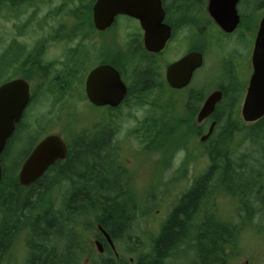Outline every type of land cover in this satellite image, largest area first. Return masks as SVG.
I'll return each mask as SVG.
<instances>
[{
    "label": "flooded vegetation",
    "instance_id": "1",
    "mask_svg": "<svg viewBox=\"0 0 264 264\" xmlns=\"http://www.w3.org/2000/svg\"><path fill=\"white\" fill-rule=\"evenodd\" d=\"M200 1L202 4L200 9H198V6L181 0L179 2L161 0L164 10L163 23L169 27L170 33L164 47L157 53L150 52L145 48L144 32L138 20L127 15H118L114 18L111 26L106 30L98 31L93 28L94 32L91 37H98L99 40L97 42L92 44L80 42L79 45H76L69 51L63 50L64 56L67 58V60L64 61L48 60L46 58V53H43L42 56H44L45 59L30 61V64L39 66V68L32 70L33 72H37L39 74L38 76L27 78L18 76L13 78L25 79V82L29 86V100L23 110L20 121L15 125L12 136L7 141L5 149L7 148L9 151L11 147L21 144L26 138H32L34 141L32 146L25 153L23 161H21L17 167L14 175L17 178V183L22 165L34 148L44 138L50 135H57L64 141L66 146L65 158L53 163L41 178L28 187H22L18 184L24 190L30 189L33 191L35 184L45 178L46 184L41 183L38 189L40 190V194L50 196L48 207L47 205L45 206L47 210L51 212L56 206L59 210H65L69 196L75 191H79V179L73 175L69 176L68 174H62L59 168L63 167L67 160L73 158V154L75 155L74 152H76L79 147L92 145L98 141L101 142V139L102 142L98 147V158L104 161L109 170L113 173L111 177L107 178L117 180L120 203L123 204V206L126 205V207L132 206L131 201L124 198L123 189L133 191L132 189L135 188L134 178L136 176L134 170L136 168L134 166V159L137 155L128 145L131 137V130L129 128H124L122 124H118V119L113 116L118 117V113L121 114L123 110H129L130 107L134 105V102L140 99L142 101L140 103L147 104L148 102L142 99L140 95H159L160 98L158 99L160 102L158 107H143L142 110L138 111L141 115L139 119H137L135 127L138 131H141V134L137 135L134 140L131 138V140L135 141L136 143H134L138 144L140 148L149 147L151 144V146L162 144L155 140L149 142L151 133L155 131L167 132L185 129L190 132V136H196L199 134L198 132H205V134L200 136V139H202L211 126H213V133L218 127V124L223 120L222 116L224 114L237 117L242 125L246 124L239 116V105L238 103L235 104L237 101L236 98H233L235 101L234 104L229 100L234 105L232 106L231 104V109L228 108L230 103L221 109V115L218 114V107L225 101L226 95H246L248 83L253 72L252 64L250 65L249 62L242 59L245 54L244 51L242 52L237 48L231 51L230 47L231 44L243 41V36L246 34H252V42L249 45L251 58L259 24L261 18L264 16V0H238L236 12L239 16V24L235 30L230 33L222 30L210 16L208 11V0ZM253 3L255 4L253 9L259 8L260 12H263V15L258 18L257 22L252 24L248 22L251 20L250 16L253 13H250L249 9V15H244L240 12V8L241 6L250 8ZM206 37L214 38L219 48L225 51L223 57V62L225 63V78H219L213 83L209 81L206 87L199 89L200 86L197 84L196 78L197 72L202 70V72L205 73V79H208V68L205 67L204 57V51L207 50V46L205 47L200 43ZM83 40L84 39L81 38V41ZM221 45H223L225 49L221 48ZM227 50L229 52H226ZM65 52L69 54H65ZM118 53L128 58H119ZM191 53H199L201 55L202 60L200 67L193 71L184 86L178 87L170 84L167 77L168 68ZM57 63L58 66L55 67ZM101 66L113 68L119 74V78L125 88L122 94H119L116 88L113 92L100 94L124 95L121 102L116 106H94L87 98V77L92 70ZM239 68L245 71L246 74L240 72ZM26 69H28V67H26ZM187 70L188 68L185 67L175 72L176 79L180 85L182 77ZM60 80L65 82L58 84L57 81L59 82ZM243 80L245 81L241 84L240 81ZM8 81H4L2 84ZM208 91L210 92L207 93ZM216 92L222 95V100L216 105L214 111L209 116L200 121L197 120V115L200 110V106L199 108L197 107V101L194 100L193 107L179 108L182 99L181 97L178 98V96H175L186 95L184 101L186 100V102H188L190 95H212ZM56 98L62 99L59 105L62 113H60L57 118H64L67 129L75 127H78V129H70L65 133L63 130L56 129V124L52 123V120H45L42 116V123H39V119L34 117L36 106H42L43 109L44 105L49 106ZM82 101L84 107L88 104L90 107L96 109H105V114L100 116V120L96 123L93 122L83 125L75 124L81 121V119L76 121L75 118L78 115L77 113L83 111V108L80 106ZM70 117L71 119H69ZM103 117L105 119H103ZM108 117L109 119L107 120ZM154 117H159L162 122H154ZM132 126L134 127V124ZM212 133L204 142L207 143V141H209ZM184 143L185 142L181 140L177 142L180 146L184 145ZM125 159L127 164H124ZM161 164L162 168H160L154 176L150 177V181L147 185L148 192H151L152 187L156 188L158 184L162 188L167 180L160 181L161 178L158 179V175L163 168L165 172L167 165L166 161L161 162ZM175 179L176 177L172 176L173 182H176ZM191 182L188 188L191 186ZM58 194L62 195L61 205L57 203V200L56 204H54L55 200H52V196ZM170 211L171 209L169 212ZM21 237L26 238L23 243V248H26L27 242L31 237L30 227L22 229L19 237L11 248L12 252ZM93 243L94 245H96V243L99 244L101 254L110 253L113 259L116 261L120 260V255L115 247L117 241L98 223H96ZM178 259L181 262L183 260L182 257H178ZM128 261L132 263L133 258H129ZM9 262L10 264H14L10 259Z\"/></svg>",
    "mask_w": 264,
    "mask_h": 264
},
{
    "label": "trees",
    "instance_id": "2",
    "mask_svg": "<svg viewBox=\"0 0 264 264\" xmlns=\"http://www.w3.org/2000/svg\"><path fill=\"white\" fill-rule=\"evenodd\" d=\"M46 1L0 0V14L2 10H7L9 18L16 19L24 14L27 8L40 6ZM94 1L73 0V6L67 16H70L75 24L65 28L63 26L61 31H57L64 32L61 35L63 40L71 41L76 36L84 40L91 38L94 32L91 24V8ZM181 1L196 5L198 9L202 4L200 0ZM69 28L72 33L67 31ZM22 30L23 27H19V31ZM53 35L54 37L50 35L30 51H25V46L15 39L14 44L5 50L2 56L0 54L1 84L18 76H38L39 74L32 70L39 66L30 64V61L45 59L42 50L45 44L58 34ZM118 56L128 58L119 53ZM12 68H15L16 72L5 76ZM64 82L57 81L58 84ZM202 96L190 95L186 107H193L194 100L200 103ZM233 98V95H226L225 101L218 107L219 115L221 109L229 103L228 108L231 109L232 103L229 100L234 104ZM222 118L209 139V144L203 147L208 156V167L191 182V186L182 193L178 201L171 204V211L159 226L157 234L149 238L142 257L133 258L132 263L127 261L125 264H163L169 256H174L177 251L186 247L192 250L190 253L194 259L193 264H224L228 250L238 243L243 231L252 222V205L258 203L264 211V183H261L264 178V117L253 124L245 125L230 114H224ZM175 134L174 131H155L151 133L149 142L168 140ZM241 137L243 144L248 142L251 149L246 154L238 153L241 140L238 143L237 140ZM101 142L79 147L73 158L59 168L62 174L73 175L79 179V191L69 196L65 210L51 212L45 208L46 195L40 194L38 189L41 183L46 184V179L38 181L33 191L21 188L17 178L8 176L4 169V157L8 152V149H5L1 157L3 172L0 182V264H10L11 248L22 229L27 227H30L31 237L27 242L28 256L25 264H86L83 231L88 230L86 224L91 217L117 243L120 242L119 239L122 241V234L128 230L131 223L132 206L126 207L120 203L117 180L107 178L113 173L107 164L98 158ZM151 145L147 148L158 150L161 146ZM178 147L180 145L176 144V148ZM237 153L238 156L234 159ZM230 172L237 174L235 176L241 181L243 191L238 193L231 186L225 187L227 182L231 181L226 180ZM3 192L8 193L7 197L4 198ZM219 196H226L231 201L236 222L231 223L229 218L221 217L217 209H211L216 207V199ZM205 201L207 208L203 207ZM202 207L205 215L200 212ZM100 264L120 262L109 259L101 261Z\"/></svg>",
    "mask_w": 264,
    "mask_h": 264
},
{
    "label": "rangeland",
    "instance_id": "3",
    "mask_svg": "<svg viewBox=\"0 0 264 264\" xmlns=\"http://www.w3.org/2000/svg\"><path fill=\"white\" fill-rule=\"evenodd\" d=\"M254 5L255 4L253 3L251 4L250 8H247L246 6H241L240 8V12L244 15H249L248 12L250 9V13L252 12L253 14H251V20L248 23L252 24L257 22L258 18L264 14L263 12H260L259 8L253 9ZM72 6L73 0H47L43 4H40V6L27 8L24 14L16 19L11 17L9 18L7 10H2L0 14L1 56L5 50L9 49V47L14 44L13 41L15 39L25 46V51H30L36 45L42 44L50 35L54 37L53 34H58L55 36V38H51L50 41L45 44L42 50V53H46V58L48 60L57 61L67 60V58L64 56L63 50L69 51L76 45H79L80 42L85 44L97 42L99 40L98 37L87 38L83 41H81L80 36H76L71 41L63 40L61 38V35H63L64 32H60V29L63 26L65 28L66 26L70 27L71 25L75 24V21L71 19L70 16H67V13ZM19 27H23V30L19 31ZM58 30L60 31L57 32ZM67 31L72 33L71 28H69ZM252 37V34H246L243 36V41L231 44L230 47L231 51L236 48L242 52L244 51L245 54L243 55L242 59L249 62L250 65L249 45L252 42ZM200 43H202L205 47L207 46V50L204 51V57L205 67L208 68V79H205V73H203L202 70L197 72L196 78L197 84L200 86L199 89L206 87L209 81L213 83L219 78H225V63L223 62L225 51H222L219 48V45L212 37H206ZM221 48L225 49L223 45H221ZM226 52L229 51L227 50ZM65 54L69 53L65 52ZM56 66H58V63L55 64V67ZM239 70L243 74H246V72L241 68H239ZM14 72H16V70L15 68H12L7 71L5 76H10ZM244 81L245 80L240 81L241 84ZM209 92L210 91L207 93ZM140 96L148 103H140L142 102L140 99L135 101L134 105L131 106L129 110H123L121 114L118 113V117L113 116L114 118L118 119V124H122L124 128H129L131 130V137L129 139L128 145L137 155V157L134 159V166L136 168L134 170L136 176L134 178L135 188L132 189L133 191L123 189V196H125L124 198L131 201L132 208L130 214V226H128V230L122 234V241L119 239L120 242L115 244L116 251L120 255V264H125L129 258L138 259L142 257L141 255H143L146 250L149 238L157 234L159 226L163 223L166 215L171 209V204L173 205L176 201H178L182 193L190 185V182L195 177L204 172L209 165L208 156L203 149V146L206 142L201 143L199 140L200 136L205 134V132H198V135L190 136V132L185 129L176 130L174 131L176 134L173 137L169 138L168 140L166 139L163 141L161 139L162 141H159L162 144L158 150H151V148L148 149L147 146L140 148L138 144H135L136 142L133 141L134 138L141 134V131H138L135 127L136 121L141 115L138 111L142 110L143 107L156 108L160 105L158 100L160 99L159 95ZM175 96H178V98L181 97L182 99L179 108L186 107L187 102L186 100L184 101L186 95ZM206 96L208 95H203L201 99L204 100ZM233 97H237L235 104L239 102L238 113L240 116L244 95H233ZM202 100L200 103H198V107L200 106ZM61 102V98H56L51 102V104H49V106L44 105L43 109L42 106H36L34 117L39 119V123H42V116L45 120H52V123L56 124L55 128L58 130H63L65 133H67V131L70 129H78V127L67 129L64 118H57L59 114L62 113L59 108ZM80 106L83 108V111L77 113L78 115L76 116L75 120L79 121V119H81V121L75 124L83 125L93 122L96 123L100 120L99 117L105 114V109H96L90 107L88 104L84 107L83 101ZM71 117L69 119H71ZM103 119L105 118L103 117ZM108 119L109 117L107 120ZM153 120L157 123L162 122L159 117H154ZM133 124L134 127L132 126ZM131 138L133 140H131ZM179 140L184 141L185 143L183 146L176 148V144ZM239 140H241V143L238 148V153H248L251 150L247 144L248 142L243 144L244 140H242L241 137V139L239 138L237 140V143ZM33 143L34 141L32 138H26L21 144H17L9 149L8 153L4 157V169L6 170L8 176L15 175L17 167L21 161H23L25 153ZM206 144H209V141H207ZM238 153L234 159L237 158ZM163 161H166L167 165L165 172L163 168L158 175V179L161 178L160 181L165 179L167 180L165 181L162 188L158 184L156 188L152 187L151 192H148L147 185L150 181V177L154 176L155 173H157V171L162 168L161 162ZM124 164H127L126 159L124 160ZM227 175L228 176L226 177V180L231 179V181H228L225 187L231 186L233 190L238 191V193L243 191L241 181L237 179L238 176H235L237 174H232L230 172ZM172 176L176 177V182H173ZM244 181H246V178H244ZM261 183H264V178L262 179ZM7 195L8 193L5 192L4 198L7 197ZM49 197L50 196L47 195L44 197V200L47 201V207ZM52 200H55L54 204H56L57 200V203L61 205L62 195H53ZM230 202L231 201L228 199V197L219 196L216 199V207L211 209L213 211L217 209V212H219L221 217L229 218L228 221L234 223L236 222V217H233L235 211L233 212L234 207ZM203 207H208L206 201ZM203 207L201 208L200 212L203 213L202 215H205V210ZM252 208L253 209L250 214V216L253 217L251 219L252 222L243 231L238 243L233 245L231 250H228L224 264H244L245 262H248V264H264V211L261 210L262 208L258 203L253 204ZM57 210H59L57 206L56 208H53V211ZM210 223H212V220ZM78 227L81 228L80 225H78ZM86 228L88 230L83 231V245H86L84 248V250H86L85 263L100 264L101 261L113 259V256L110 253L99 254L97 252V249L93 243L96 231V222L93 217L89 218L87 221ZM25 239L26 238L24 237L19 239L11 254L10 261L14 264H25L27 261L26 259L28 256V250L23 248ZM190 251H192L190 248H182L177 251L174 256H169L163 262V264H193L194 259ZM178 257L183 258L182 262L179 261Z\"/></svg>",
    "mask_w": 264,
    "mask_h": 264
},
{
    "label": "water",
    "instance_id": "4",
    "mask_svg": "<svg viewBox=\"0 0 264 264\" xmlns=\"http://www.w3.org/2000/svg\"><path fill=\"white\" fill-rule=\"evenodd\" d=\"M238 0H209L208 11L213 20L225 32H233L239 24L236 12ZM118 15H127L139 21L144 32V46L150 52H159L168 39L170 30L163 23L164 10L161 0H96L92 6V24L98 31L109 28ZM202 57L199 53H191L167 70L170 84L184 86L193 71L200 67ZM251 64L253 68L245 95L241 117L246 123H254L264 117V17L260 21L259 29L253 46ZM187 67L178 83L175 72ZM179 77V76H178ZM118 89L122 94L125 88L120 81L119 74L109 66L97 67L90 72L86 80V91L89 102L95 106H116L124 95H100ZM219 92L209 95L204 101L199 113L198 121L209 116L221 100ZM29 100V86L22 79L9 81L0 86V159L8 139L12 136L15 125L20 121L23 110ZM210 127L207 138L212 132ZM66 156L64 141L57 135L44 138L32 151L22 165L18 183L28 187L43 176L46 170L56 161ZM2 169L0 163V181ZM98 251L100 246L96 243ZM244 264H248L245 262Z\"/></svg>",
    "mask_w": 264,
    "mask_h": 264
}]
</instances>
